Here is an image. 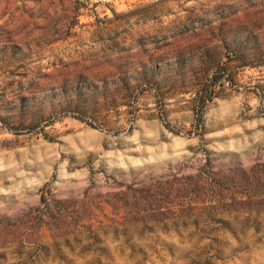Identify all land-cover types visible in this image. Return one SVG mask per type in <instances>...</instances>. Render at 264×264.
<instances>
[{"label": "rangeland", "instance_id": "obj_1", "mask_svg": "<svg viewBox=\"0 0 264 264\" xmlns=\"http://www.w3.org/2000/svg\"><path fill=\"white\" fill-rule=\"evenodd\" d=\"M0 264H264V0H0Z\"/></svg>", "mask_w": 264, "mask_h": 264}, {"label": "trees", "instance_id": "obj_2", "mask_svg": "<svg viewBox=\"0 0 264 264\" xmlns=\"http://www.w3.org/2000/svg\"><path fill=\"white\" fill-rule=\"evenodd\" d=\"M216 83H217V81H215V83H211V84H210V87H214V86H216ZM210 87L207 88L206 91H205V94H206V95H205V97L202 99V104H203V105H206L207 102L211 101L212 98H213V95H212L211 92H210ZM167 126H168V128H169L171 131H174L173 128H171L168 124H167Z\"/></svg>", "mask_w": 264, "mask_h": 264}]
</instances>
